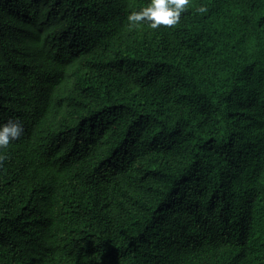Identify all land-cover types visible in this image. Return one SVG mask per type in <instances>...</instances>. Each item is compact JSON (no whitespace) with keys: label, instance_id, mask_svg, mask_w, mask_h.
I'll return each instance as SVG.
<instances>
[{"label":"trees","instance_id":"16d2710c","mask_svg":"<svg viewBox=\"0 0 264 264\" xmlns=\"http://www.w3.org/2000/svg\"><path fill=\"white\" fill-rule=\"evenodd\" d=\"M148 2L0 0V264H264V0Z\"/></svg>","mask_w":264,"mask_h":264},{"label":"clouds","instance_id":"9594fccd","mask_svg":"<svg viewBox=\"0 0 264 264\" xmlns=\"http://www.w3.org/2000/svg\"><path fill=\"white\" fill-rule=\"evenodd\" d=\"M188 4L189 0H149L146 6L127 15L128 26L134 28L147 24L151 29H158L162 25L175 26ZM22 132L23 125L19 120L9 119L0 124V149L19 139Z\"/></svg>","mask_w":264,"mask_h":264}]
</instances>
